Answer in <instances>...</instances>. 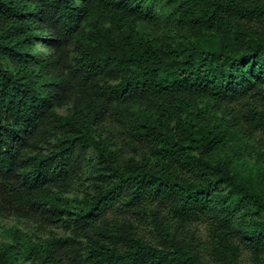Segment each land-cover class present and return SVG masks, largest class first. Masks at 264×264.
<instances>
[{
	"label": "trees",
	"instance_id": "obj_1",
	"mask_svg": "<svg viewBox=\"0 0 264 264\" xmlns=\"http://www.w3.org/2000/svg\"><path fill=\"white\" fill-rule=\"evenodd\" d=\"M0 216L67 232L0 264H264V0H0Z\"/></svg>",
	"mask_w": 264,
	"mask_h": 264
},
{
	"label": "rangeland",
	"instance_id": "obj_2",
	"mask_svg": "<svg viewBox=\"0 0 264 264\" xmlns=\"http://www.w3.org/2000/svg\"><path fill=\"white\" fill-rule=\"evenodd\" d=\"M42 46L40 44H36V50L41 49ZM60 113L66 112V107H62L59 109ZM255 144V141H251ZM222 153L218 152L217 156L220 157ZM89 163L85 166L83 173L80 177L75 181L71 189L66 193V195L70 198H80L86 192H89L88 186L90 182V177L93 176L94 173V162L95 155L92 150L89 151ZM251 159V161H253ZM9 227H18L23 232H27L33 236L34 239H44L48 237H57L66 234L67 232L59 224L56 225H48L46 227H39L36 222L28 219H20L16 220L14 216L3 217L0 216V247L10 241V238L6 232V229ZM198 233L203 238L206 236V228L204 225H198ZM20 264V263H18ZM23 264H31L30 262H26ZM240 264H254L251 254L248 251H243L240 255Z\"/></svg>",
	"mask_w": 264,
	"mask_h": 264
}]
</instances>
